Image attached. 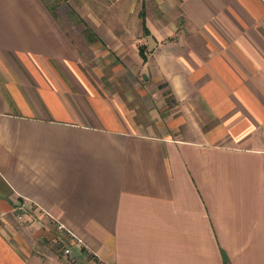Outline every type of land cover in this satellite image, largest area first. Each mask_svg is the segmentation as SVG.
<instances>
[{
	"label": "crops",
	"instance_id": "0c3cea01",
	"mask_svg": "<svg viewBox=\"0 0 264 264\" xmlns=\"http://www.w3.org/2000/svg\"><path fill=\"white\" fill-rule=\"evenodd\" d=\"M60 1L0 0V264H264V0Z\"/></svg>",
	"mask_w": 264,
	"mask_h": 264
},
{
	"label": "rangeland",
	"instance_id": "374dc122",
	"mask_svg": "<svg viewBox=\"0 0 264 264\" xmlns=\"http://www.w3.org/2000/svg\"><path fill=\"white\" fill-rule=\"evenodd\" d=\"M48 1H49V4L51 5L58 1L61 2L60 0H48ZM95 1L105 3V0H94V2ZM96 4L103 5V4H98V3ZM61 5L62 7H65L63 3ZM95 14L103 15L104 13L95 12ZM60 18L64 22L65 21L69 22V20L71 21L75 20V22H77L76 21L77 18L75 14L69 11L66 12V16L62 15ZM77 25L80 27L79 24ZM77 29L75 27H70V32L73 36L77 35L78 33L76 31ZM79 47L81 48V55L84 61L86 62L87 66L96 68L98 71H101L99 72V79L102 82L108 81L106 85H108L109 87L113 86L114 89L117 90L118 92L121 89V87L127 86V82L129 83L128 85L130 86L131 82L135 84L141 79L139 75H136L137 72L135 71L134 72L130 71V74L132 75V77L131 76L128 77V75H124L121 72H117L115 70L117 67H119L117 60L112 58L110 54H107L106 51L102 49V46H99V45L91 46V44H89L87 40L82 39V44L79 45ZM38 242H40V240H38ZM54 247L57 248L56 246ZM49 248H50L49 249L50 252L54 256L53 260L48 258L52 264H101V263L92 262L90 260L88 261L87 258L84 255H82V253L76 255V257H74V260L70 259L71 261H69L65 257L62 258L57 252H55V248H53L52 246H49Z\"/></svg>",
	"mask_w": 264,
	"mask_h": 264
},
{
	"label": "built area",
	"instance_id": "2783aa9c",
	"mask_svg": "<svg viewBox=\"0 0 264 264\" xmlns=\"http://www.w3.org/2000/svg\"><path fill=\"white\" fill-rule=\"evenodd\" d=\"M18 209H21L19 212H16L15 213V218L17 220H20V221H27V218H25L24 216V205L22 204H18L16 206ZM42 217H45L49 222L52 221L53 223V226L56 230V232H59V231H63L65 234L69 235V236H72V238L74 239V244L76 243L77 246H78V251L80 250L81 248V240L80 238L76 237L73 235V233L71 232L70 229L66 228L60 221H58L49 211L47 210H43L42 209ZM73 243H64V241H60V244L58 245L59 246V249H60V253L66 258L68 259L69 261H71L70 259L74 260V257H76V252H74V245H72ZM81 252L83 254H86L82 249H81ZM80 252V253H81ZM88 255V254H86Z\"/></svg>",
	"mask_w": 264,
	"mask_h": 264
},
{
	"label": "trees",
	"instance_id": "16d2710c",
	"mask_svg": "<svg viewBox=\"0 0 264 264\" xmlns=\"http://www.w3.org/2000/svg\"><path fill=\"white\" fill-rule=\"evenodd\" d=\"M86 32L88 33V30H86Z\"/></svg>",
	"mask_w": 264,
	"mask_h": 264
}]
</instances>
